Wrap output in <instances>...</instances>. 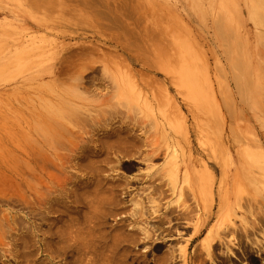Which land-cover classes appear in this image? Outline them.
I'll return each mask as SVG.
<instances>
[{"label":"rangeland","instance_id":"374dc122","mask_svg":"<svg viewBox=\"0 0 264 264\" xmlns=\"http://www.w3.org/2000/svg\"><path fill=\"white\" fill-rule=\"evenodd\" d=\"M42 1L0 0V264H264V77L229 121L209 27L257 69L241 0Z\"/></svg>","mask_w":264,"mask_h":264},{"label":"bare ground","instance_id":"6f19581e","mask_svg":"<svg viewBox=\"0 0 264 264\" xmlns=\"http://www.w3.org/2000/svg\"><path fill=\"white\" fill-rule=\"evenodd\" d=\"M29 1V0H28ZM39 1H41V2H43L42 0H39ZM134 1V0H133ZM138 2H139V0H137ZM201 1L202 0H197V1H195V2H197L196 3V6L198 7V11H203L204 9H200L201 8V6L199 5L200 3H201ZM209 2H210V0H208ZM208 1H206L207 3H208ZM32 2V1H31ZM51 2V1H50ZM49 2V3H50ZM55 2V1H54ZM132 2V1H131ZM131 2H128V3H130L131 4ZM135 2V3H134ZM132 4H134L133 5V7H132V4L131 5H129L128 3V5H127V7L129 8V9H131L132 10V8H133V10H134V8L136 7V5H137V3H136V0L134 1ZM211 2H213V1H211ZM239 2V1H238ZM241 2H242V5L245 7L244 9H246V11L248 10V16H247V18H249L250 20H252L253 21V23H254V27L255 28H257V30L259 29L260 31L259 32H261L260 33V35H258V31L256 30V33H257V35H258V37H259V44H257V46L256 47H258L259 46V49L258 50H256L257 52L255 53L256 55H255V60L257 61L256 63H258L259 64V66H257V69H255V68H253L251 71L249 70V62H247V60L245 59V57H243L242 56V50L243 49H245V48H243L242 49V46H243V43H241V41H239V40H237V35L239 34H237V31H236V35H235V31L232 29V26H230L229 27V25H228V22L226 21V19L227 18H225L224 19V17H223V15H221L220 17H218L217 16V19H215L216 18V16H215V20H211V22H212V25L211 26H209L211 29H212V31H213V36L215 37L214 39H216V41H218L219 43H222V45L224 46V49H223V53H224V58H225V60H226V68H227V70H229V72H230V80L232 81V83L234 84V86H235V90H236V94H237V98H239V105H241L242 106V109H243V111L241 112V113H237L236 111H237V109L235 110V109H233L232 107H231V104L232 103H234V101L231 103V102H228V100H227V102H226V107H227V109H228V113L227 114H229V115H227V117L229 116V121H234V123H236V121L238 120V118L239 117H242V120H245V121H247V123H248V121H249V118H250V120H251V116L249 115V111H247V110H252V109H254L255 108V106L256 105H254L253 103H251V100H250V98L252 97L253 98V96H251L250 95V98L247 96V94H246V90H248L249 88H251V90L252 89H256V88H258V86H257V82H258V84H261L262 82H263V80H262V82L261 83H259V81L261 80V79H263V77H264V68L262 67V65H264V0H241ZM33 3V2H32ZM49 3H46V4H49ZM96 4H98L99 2H98V0L95 2ZM223 4H224V2H222ZM36 4V3H35ZM38 4V3H37ZM95 4V5H96ZM99 4H101V5H103L102 3H99ZM97 5L96 7H97V9L99 10V6H101V5ZM124 4H125V2H124ZM121 5V7H118V11L120 10V12L118 13L119 15H120V13H122L121 12V10L122 9H124V7L126 6V5ZM136 4V5H135ZM140 4V3H139ZM138 4V5H139ZM222 4V5H223ZM43 5L45 6V3H43ZM50 5V4H49ZM49 5H46V6H49ZM208 5V4H207ZM207 5H206V7H207ZM233 4H228V5H226V8H228V10H226L227 12L229 11V8H232L233 6H232ZM236 5V4H235ZM41 6V5H40ZM44 6H42V9H43V7ZM45 6V7H46ZM50 6H52V5H50ZM54 6V5H53ZM105 5H103L102 6V8H100V10L101 9H103V7H104ZM209 6V5H208ZM220 6V5H219ZM30 7V6H29ZM44 7V8H45ZM95 7V6H94ZM96 7H95V9H96ZM123 7V8H122ZM126 7V8H127ZM138 7V6H137ZM136 7V8H137ZM139 7H140V5H139ZM235 7V6H234ZM237 7V6H236ZM46 8H48V7H46ZM105 8V7H104ZM107 8H109V7H107L106 6V12H107ZM120 8V9H119ZM122 8V9H121ZM194 8V7H193ZM212 8H213V6L211 7V10H212ZM238 8V7H237ZM94 9V10H95ZM32 10H34V8L32 9ZM36 10V9H35ZM94 10H93V12H94ZM124 10H128V9H124ZM123 10V11H124ZM130 10V11H131ZM211 10H209L210 12H211ZM44 11V10H43ZM104 11V12H105ZM118 11H115V12H118ZM126 11L124 12V13H126ZM129 11V10H128ZM134 11H138V9L137 10H134ZM223 11V10H222ZM234 11H236V9H234ZM245 11V12H246ZM39 12H42L41 10L39 11ZM96 12V13H95ZM94 13L96 14V16H97V18L99 17L98 16V13L97 12H100V11H95ZM101 12H103L102 10H101ZM205 12V11H204ZM204 12H200V13H202V15H203V13ZM221 12V11H220ZM110 14H111V11L109 12ZM113 13L114 12H112V15H113ZM123 13V16L125 15L126 17H132V15H126V14H124ZM137 13V12H136ZM205 13H207V11L205 12ZM218 13V12H217ZM217 13H216V15H217ZM247 13V12H246ZM102 14V13H101ZM106 14V13H105ZM104 17H105V15H104V13L102 14ZM114 15H115V13H114ZM118 15V17H116L117 16V14L115 15V19H117L118 18V20L120 19V21H122L121 20V15L119 16ZM201 15V16H202ZM225 15V14H224ZM102 16V17H103ZM95 17V16H94ZM108 19L110 18L109 17V15H107L106 16ZM105 17V18H106ZM120 17V18H119ZM214 17V16H213ZM225 17H226V15H225ZM114 19V17L112 16L110 19ZM133 18V17H132ZM134 18L136 19V17L134 16ZM133 18V19H134ZM139 18H142V22L141 23H143L144 21V17H140V15H139ZM139 18H137L136 20H138ZM99 19V18H98ZM108 19H106L107 21H108V23H112V21H110V19L108 20ZM235 19V18H234ZM140 20V19H139ZM228 20V19H227ZM68 21V20H67ZM105 21V20H104ZM107 21H106V24H108L107 23ZM119 21V23L121 24V28L120 29H118L117 31H119V30H123L124 31V33H125V29L124 28H122L123 26H122V22H120ZM141 21V20H140ZM140 21L138 22L139 24H141L140 23ZM146 21V20H145ZM232 21V20H231ZM249 21V20H248ZM252 21H250V22H252ZM233 22V21H232ZM235 22V21H234ZM145 23V22H144ZM143 23V24H144ZM231 23V22H230ZM235 23H237V22H235ZM114 23H112V25H113ZM116 25H118L119 26V24L118 23H115ZM115 24L112 26L113 28H115V29H117V27H114L115 26ZM147 24V23H146ZM232 24V23H231ZM249 24H251V23H249ZM103 25L105 26V24L103 23ZM145 25V24H144ZM144 25H143V27H142V25H140L142 28H148L147 26H145L144 27ZM253 25V24H252ZM111 25H109L108 26V29H111V27H110ZM208 27V28H209ZM107 28V27H106ZM143 29V31L145 32V30H148V29ZM150 29V28H149ZM250 29V28H249ZM112 30H114V29H112ZM121 30V32L120 33H123V31ZM116 31V30H115ZM127 32V31H126ZM130 31H128L127 33H129ZM147 32V31H146ZM145 32V33H146ZM255 32V31H254ZM123 33V34H124ZM130 33H132V32H130ZM255 33V34H256ZM254 34V35H255ZM129 35V34H128ZM132 35H136L134 32L132 33ZM122 36V35H121ZM123 36H125V34L123 35ZM238 36H240V34L238 35ZM242 36V35H241ZM256 36V35H255ZM132 36H131V34H130V36H129V38H131ZM252 37V36H251ZM257 37V36H256ZM257 37V38H258ZM124 38V37H123ZM126 38V37H125ZM129 38H127V39H129ZM134 38H137V37H134ZM141 38V37H140ZM164 38V37H163ZM162 38V39H163ZM127 39H125V40H127ZM132 39H133V37H132ZM142 39H144V35H143V38H141V40ZM145 40H148V37L147 38H145ZM255 40V39H254ZM134 40H128V41H125L126 43L128 42H133ZM143 41V40H142ZM257 43V42H256ZM245 44H246V41H245ZM254 45H255V43H254ZM219 46H220V44H219ZM244 46H246V45H244ZM253 46V45H252ZM251 46V47H252ZM186 47V46H185ZM247 47V46H246ZM193 48V47H192ZM222 48V47H221ZM241 48V49H240ZM248 48V47H247ZM253 49V48H252ZM180 50H181V48H180ZM182 50H183V52H180V53H183V57H184V55H186L185 53H189V50L188 49H183V47H182ZM175 51H177V50H175ZM186 51H188V52H186ZM249 51V50H248ZM247 51V52H248ZM251 51V50H250ZM179 52V51H178ZM243 52H244V50H243ZM254 52V51H253ZM245 54V53H244ZM248 54V53H247ZM186 57H187V55H186ZM185 57V58H186ZM252 58V57H251ZM249 61V60H248ZM251 62V61H250ZM254 64V63H253ZM262 64V65H261ZM219 70H220V68H219ZM222 70V69H221ZM223 72V71H222ZM225 72V71H224ZM220 73V72H219ZM228 73V72H227ZM226 72H225V75L227 74ZM221 74V73H220ZM221 78H222V76L221 75H219ZM218 76V77H219ZM226 77V76H225ZM224 77V78H225ZM228 77V76H227ZM220 79V78H219ZM228 79V78H227ZM220 81V80H219ZM224 81V80H223ZM221 82V81H220ZM228 83H230V82H228ZM264 83V82H263ZM220 84V83H219ZM224 84V83H223ZM262 86V89L261 90H263V84H261ZM224 86V85H223ZM220 87H222V86H220ZM223 88V87H222ZM260 90V91H261ZM250 91V90H249ZM257 92V91H256ZM263 92V91H262ZM261 92V93H262ZM230 93H232V92H230ZM235 93V92H234ZM234 93H232V94H234ZM225 94H227V93H225ZM232 94H230V95H232ZM249 94H250V92H249ZM257 94V93H256ZM263 94V93H262ZM254 95V94H253ZM260 95V94H259ZM221 96L223 97V94H221ZM233 96V95H232ZM264 96V95H263ZM263 96L261 95V102L263 101L262 99H263ZM227 97V96H226ZM260 98V97H259ZM212 99V98H211ZM230 99H232L231 97H230ZM255 99H257L256 97H255ZM254 99V100H255ZM213 100V99H212ZM214 100H215V98H214ZM214 100H213V102L212 103H214ZM233 100V99H232ZM249 100H250V103L251 104H249ZM225 101V100H224ZM260 101V100H259ZM210 102V101H209ZM255 102V101H254ZM217 103V102H216ZM255 103H257V100H256V102ZM260 103V102H259ZM259 103H258V106H259ZM215 104V103H214ZM225 104V103H224ZM237 104V103H236ZM249 104V105H248ZM260 104H264L263 102L262 103H260ZM216 105V104H215ZM234 105V104H233ZM222 106V105H221ZM223 106H225V105H223ZM235 106V105H234ZM233 106V107H234ZM257 106V107H258ZM261 106V105H260ZM226 107H225V109H226ZM254 107V108H253ZM264 107V106H263ZM204 109L206 108V107H203ZM202 108V109H203ZM223 108V107H222ZM221 108V109H222ZM237 108H239V107H237ZM261 107H259V109H257V110H260V113L259 114H261L263 111L260 109ZM69 109H71V108H69ZM207 109V108H206ZM226 109V110H227ZM73 110V109H72ZM224 110V109H223ZM240 111H241V109H239ZM58 111H56V113H57ZM69 112V111H68ZM74 112V111H73ZM71 113V112H70ZM75 113H76V111H75ZM225 114H226V112H225ZM263 114V113H262ZM70 116H71V114H69ZM257 114H255V116H256ZM239 116V117H238ZM248 116H249V118H248ZM59 117V116H58ZM57 117V118H58ZM258 117V116H257ZM244 118V119H243ZM255 118V117H254ZM263 118H264V114H263ZM263 118H262V120H263ZM228 119H227V121H228ZM230 124H232L231 122H229ZM229 123L227 122V126H230L229 125ZM260 123V122H259ZM264 123V122H263ZM263 123H261V124H263ZM61 126H62V124H61ZM59 128V127H58ZM63 128H66V127H63L62 126V128H60V130L62 129V130H64L63 132H65V130L66 129H63ZM228 129H229V127H228ZM61 130V131H62ZM262 136V135H261ZM218 137V136H217ZM216 137V138H217ZM219 137H220V135H219ZM217 138L218 140L219 139H221V138ZM233 137V136H232ZM240 137H242V136H240ZM238 138H239V136H238ZM255 138V137H254ZM263 138V137H262ZM240 139V138H239ZM256 139V138H255ZM254 139V140H255ZM172 140V139H171ZM171 140H169V141H171ZM233 140V139H232ZM241 140H243L242 138H241ZM257 140H258V138H257ZM256 140V141H257ZM263 141V140H262ZM174 142V141H173ZM176 142V141H175ZM237 142V141H236ZM235 142V143H236ZM240 142V141H239ZM243 142H244V140H243ZM165 143H167V141H165ZM164 143V144H165ZM172 143V142H171ZM171 143H170V145H171ZM232 143L234 144V142L232 141ZM255 143V145H256V142H254ZM169 144V143H168ZM237 144V143H236ZM258 144V143H257ZM166 145V144H165ZM172 145H174V144H172ZM171 145V146H172ZM242 145V144H241ZM264 145V144H263ZM167 147L166 148H168L169 146L168 145H166ZM259 146H260V143H259ZM256 147H258V145L256 146ZM151 149H152V151H159V148H153V146L151 145ZM241 149H242V146H241ZM166 150V149H165ZM243 152V151H242ZM244 164H247V163H244ZM177 172V171H176ZM175 172V173H176ZM260 173V172H259ZM185 174V173H184ZM183 174V175H184ZM259 175V174H258ZM176 177L178 178V176L176 175V176H173V179H174V181L176 180ZM185 177V176H184ZM256 177V176H255ZM185 178H183L182 177V180L183 181H185L184 180ZM254 179V178H253ZM256 180H258V177H257V179ZM259 180H260V178H259ZM260 182H261V180H260ZM259 183V182H258ZM175 184V183H174ZM237 184V183H236ZM235 184V185H236ZM173 187H175V185L173 186ZM176 188V187H175ZM236 191V190H235ZM237 192V191H236ZM235 192V193H236ZM260 194H261V192H260ZM253 199V198H252ZM254 200V199H253ZM252 201V200H251ZM253 202V201H252ZM197 204V203H196ZM249 206L251 205V204H248ZM263 206V205H262ZM197 208V207H196ZM208 208H210V206L208 207ZM249 208V207H248ZM247 208V209H248ZM247 211V210H246ZM251 212V211H250ZM250 214V213H249ZM251 214H252V212H251ZM243 219V218H242ZM263 221V220H262ZM253 222V221H252ZM261 224H262V226H263V223L261 222ZM252 225H253V223H252ZM254 226H256L255 224H254ZM257 227H259V226H257ZM210 230V229H209ZM208 232H210V231H208ZM261 232H263V230L261 231ZM196 233V232H195ZM205 235H206V233H205ZM211 235V234H210ZM261 235H262V233H261ZM208 235H206L205 237H207ZM263 236H264V233H263ZM207 239V238H206ZM206 239H204L205 241H206ZM264 240V239H263ZM203 241V240H202ZM204 242V241H203ZM201 243V242H200ZM206 244H207V241L205 242V244H204V247L206 248ZM209 254V253H208Z\"/></svg>","mask_w":264,"mask_h":264}]
</instances>
